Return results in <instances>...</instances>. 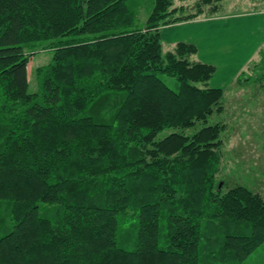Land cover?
<instances>
[{
  "label": "trees",
  "instance_id": "1",
  "mask_svg": "<svg viewBox=\"0 0 264 264\" xmlns=\"http://www.w3.org/2000/svg\"><path fill=\"white\" fill-rule=\"evenodd\" d=\"M187 1L0 0V264H242L264 242V198L220 187L226 125L185 132L224 93L195 43L164 49L223 0ZM242 74L264 85V45Z\"/></svg>",
  "mask_w": 264,
  "mask_h": 264
},
{
  "label": "rangeland",
  "instance_id": "2",
  "mask_svg": "<svg viewBox=\"0 0 264 264\" xmlns=\"http://www.w3.org/2000/svg\"><path fill=\"white\" fill-rule=\"evenodd\" d=\"M138 1L143 6H151L152 2ZM193 2L188 0L186 4L192 6ZM223 12L240 15L226 20L214 19ZM197 35L203 38L202 43H198L199 49L204 48L200 50L201 55L206 57L209 53L211 62L217 66L209 85L223 88V109L210 115L207 122L200 121L185 132L193 134L205 125L224 123L217 176L220 183L224 182L223 190L244 186L264 198V85L253 77L243 84L236 82V76L247 69L250 60L257 57L264 45V0H223L211 18L202 17L173 28L165 27L162 29L164 49L173 48L172 44L178 40L193 42ZM52 55V51L33 55L28 68L31 92L39 90L33 69L49 63ZM164 79L173 84L171 80L174 78L165 76ZM172 131L167 129L159 137L163 138ZM263 263L264 242L242 264Z\"/></svg>",
  "mask_w": 264,
  "mask_h": 264
},
{
  "label": "crops",
  "instance_id": "3",
  "mask_svg": "<svg viewBox=\"0 0 264 264\" xmlns=\"http://www.w3.org/2000/svg\"><path fill=\"white\" fill-rule=\"evenodd\" d=\"M220 11H221V9H220ZM240 14L239 13H231V12H223V13H221V14H219L217 17H215L214 19L215 20H226V19H230L231 17H237V16H239ZM200 20V19H199ZM191 22V21H190ZM179 24H181V23H178V24H176V25H173V26H170V27H175V26H177V25H179ZM202 37V35H197L196 36V40H193V43H195L196 45H197V47H198V53H197V55H196V57L199 59V60H203V61H205V62H209V63H212L211 61L212 60H210V58H209V53L207 54V56L206 57H203L202 55H201V53H200V50H203L204 48H202V49H199V46H198V43H202V41H203V38H201ZM176 41V40H175ZM175 41H173V42H175ZM179 41V40H178ZM176 43V42H175ZM172 44V43H171ZM173 46H174V44H172ZM200 45V44H199ZM202 45V44H201ZM209 47V46H208ZM207 47V48H208ZM238 76L239 75H237L236 76V82L237 83H239V80H238ZM240 83H242L243 84V82H240ZM258 83V82H257ZM261 86H263L262 84H261ZM263 99H264V97H262Z\"/></svg>",
  "mask_w": 264,
  "mask_h": 264
},
{
  "label": "water",
  "instance_id": "4",
  "mask_svg": "<svg viewBox=\"0 0 264 264\" xmlns=\"http://www.w3.org/2000/svg\"><path fill=\"white\" fill-rule=\"evenodd\" d=\"M222 183H220V187H221Z\"/></svg>",
  "mask_w": 264,
  "mask_h": 264
}]
</instances>
